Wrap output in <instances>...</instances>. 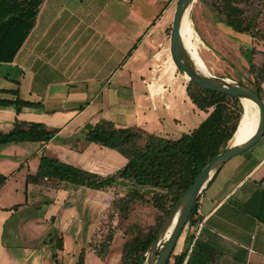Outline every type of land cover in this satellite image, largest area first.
Here are the masks:
<instances>
[{"label":"crops","instance_id":"crops-1","mask_svg":"<svg viewBox=\"0 0 264 264\" xmlns=\"http://www.w3.org/2000/svg\"><path fill=\"white\" fill-rule=\"evenodd\" d=\"M176 1L43 0L13 61L0 63L6 66L0 78L9 83L3 89L7 95L0 98L39 102L19 111L0 105V134L11 131L15 121L43 123L54 132L47 141L0 145V172L6 176L0 186V264H75L82 250L84 264H89L91 253L96 254L89 244L99 237L95 232L106 223L111 200L138 187L123 179L94 189L35 178L42 157L105 178L127 158L86 140L96 124L108 121L115 128H141L178 139L181 135L154 131L166 132L167 124L172 130L201 111L207 116L193 104L185 83L163 76L157 66L161 29ZM261 87L264 97V83ZM263 186L264 135L215 173L198 198V221L187 224L173 254L181 253L191 236L183 264H264V223L243 209ZM77 207L89 213L90 222L83 223ZM85 227L82 241L78 237ZM56 235L61 250L55 248ZM67 240L79 251H68ZM111 249L103 259L96 254L100 262L94 264H119L121 253Z\"/></svg>","mask_w":264,"mask_h":264},{"label":"trees","instance_id":"trees-1","mask_svg":"<svg viewBox=\"0 0 264 264\" xmlns=\"http://www.w3.org/2000/svg\"><path fill=\"white\" fill-rule=\"evenodd\" d=\"M42 2L43 0H0V63L13 61L35 24ZM221 12L225 25L237 32H250V29L254 27L245 22L243 11L231 0H223ZM249 72L253 74L249 83L239 82L255 89L264 101L261 87L264 83V52H262L261 63L250 64ZM186 92L196 107L208 113L203 121L189 133L182 134L178 139H168L149 134L141 128H115L111 122L102 121L90 129L85 138L89 142L98 143L123 154L127 162L121 169L103 178L56 159L42 157L35 178H54L94 189L111 186L114 180L118 179L127 180L137 186L164 188L173 192L170 208L164 214L166 215L173 203L191 185L198 171L216 154L227 148L244 111L238 98L203 89L194 83L186 84ZM0 105H13L16 111H19L24 106H39V102L18 97L0 98ZM53 134L54 132L47 130L43 123L15 121L11 131L0 134V145L10 142L47 141ZM141 135L147 138H141V140ZM5 181L6 176L0 172V186ZM142 198L143 195L137 188L124 195L113 197L106 212V223L98 229L104 228L110 222L107 214L111 211L113 203L119 204L117 208L123 210L127 209V206L135 199ZM197 206L198 200L188 218V224H195L198 221ZM243 209L264 223V186L253 193ZM123 217L126 218V215ZM97 236L100 237L99 234ZM154 236L155 233L145 238L134 237L126 241L119 264H141ZM99 237L89 245L103 259L109 250L113 236L111 235L107 240V248L100 247ZM190 241L191 236H187L184 249L179 254L170 255L166 264H183L188 254ZM55 248L62 249L61 238L55 241ZM84 255L85 252L82 250L75 264H84ZM53 257H56V254ZM55 264L60 263L56 261Z\"/></svg>","mask_w":264,"mask_h":264},{"label":"rangeland","instance_id":"rangeland-1","mask_svg":"<svg viewBox=\"0 0 264 264\" xmlns=\"http://www.w3.org/2000/svg\"><path fill=\"white\" fill-rule=\"evenodd\" d=\"M231 1L243 11V17L246 18L245 22L254 26L250 29V32H237L225 25L221 12L223 0H196L188 12V18L192 29V36L189 39L190 49L200 56L206 65L208 73L235 82L242 81L244 83H249L250 78L253 77V74L249 72L250 64L254 63L257 65L262 59V45L264 43V0ZM177 2L178 0L174 4V9ZM172 15L166 26L161 29V42L157 46L159 48L157 66L161 69V74L163 76L180 79L186 85L191 82L187 80L184 74H182V76L177 70L169 53V35ZM5 69L6 66L1 64L0 73H5ZM10 75H16V73L14 72ZM5 87H9V83L3 80V78H0V88H2L0 89V96L7 95L5 90H3ZM240 102L243 105L244 114L248 103H246L247 105L244 104L243 100H240ZM204 117L205 114L201 111V113L192 115L190 120L179 122L178 126H174L172 130L169 129L172 124H167L165 125L166 132H158V130L153 131L167 137L177 138L182 134L190 132ZM171 121L173 122V120ZM141 138L146 139L147 137L141 135L140 139ZM140 143H142V141H140ZM232 144L231 139L227 147ZM119 182V180H114L113 184L119 185ZM137 190L143 195V198L135 199L127 206V209L122 210L121 208H117L119 204L113 203L111 208L113 212L110 211L107 214V218L110 222H108V225L104 228L98 229L99 231L96 230L95 232V235H100L98 241L100 247L107 248V240H109L112 235L113 240L109 244L112 246L111 250L113 253H121L125 242L134 237L145 238L153 233H155L156 236L162 222L168 214L164 215L166 210L170 208L173 192L164 188L150 186H138ZM176 202L173 203L172 207ZM77 208L78 210L82 209L80 207ZM80 214L85 216L84 224L90 222L91 217L88 212L82 213L80 210ZM124 215H126V218L123 217ZM186 226L176 243V248L185 235ZM83 230H87V227L82 229V231ZM49 231L53 232L55 230L51 227ZM116 233L118 235L114 238ZM58 238L57 235L54 236L53 241L55 242ZM78 239L85 241V233L82 237L79 236ZM163 243L164 241L161 243L160 247ZM84 244L85 243H83V245ZM66 248L68 251L75 252L80 249L70 240H67ZM175 252H177V250ZM88 262L89 264H94V262H100V258L96 254L91 253Z\"/></svg>","mask_w":264,"mask_h":264},{"label":"water","instance_id":"water-1","mask_svg":"<svg viewBox=\"0 0 264 264\" xmlns=\"http://www.w3.org/2000/svg\"><path fill=\"white\" fill-rule=\"evenodd\" d=\"M196 0H178L172 15L171 30L169 35V53L171 60L177 70L188 77V81L195 85L213 92H219L232 97L248 99L252 101L258 109V120L253 134L244 142L238 145H230L216 154L208 161L195 176L191 185L178 198L162 222L154 240L144 254L141 264H166L170 255L174 253L176 243L180 238L191 211L197 202L203 189L213 178L219 168L232 157L243 153L254 146L264 135V101L258 92L252 87L232 81L227 78L215 75L203 74L193 67L190 53L185 47L179 33L181 18L188 7L192 8ZM183 76V75H182ZM238 129V128H237ZM237 131V130H236ZM173 228L160 247V234L162 228L172 224ZM160 247V249H159ZM159 249V251H158ZM150 256L147 258V253Z\"/></svg>","mask_w":264,"mask_h":264},{"label":"bare ground","instance_id":"bare-ground-1","mask_svg":"<svg viewBox=\"0 0 264 264\" xmlns=\"http://www.w3.org/2000/svg\"><path fill=\"white\" fill-rule=\"evenodd\" d=\"M190 9L191 7H188L181 18L179 33L185 47L190 53V57L193 62L192 64L193 67L199 72L207 75L209 73L207 72L205 63L200 58V56L196 54V52L191 51L190 49L189 39L192 36L191 23L189 22V18H188V12ZM184 76L188 79V77L185 74ZM242 100L244 104L248 103V106H246V110L243 114V117L240 120L238 129L232 138V143H233L232 145H238L246 141L253 134L258 120V109L256 105L248 99H242ZM173 225H174V221L172 224L166 225L162 228L159 238L160 243H162L167 239L173 228ZM149 256H150V251L147 253V258H149Z\"/></svg>","mask_w":264,"mask_h":264},{"label":"built area","instance_id":"built-area-1","mask_svg":"<svg viewBox=\"0 0 264 264\" xmlns=\"http://www.w3.org/2000/svg\"><path fill=\"white\" fill-rule=\"evenodd\" d=\"M200 213V208H199V206H197V208H196V214H199Z\"/></svg>","mask_w":264,"mask_h":264}]
</instances>
